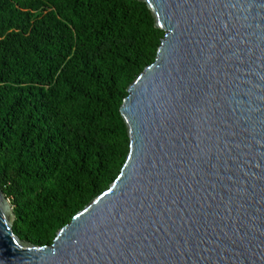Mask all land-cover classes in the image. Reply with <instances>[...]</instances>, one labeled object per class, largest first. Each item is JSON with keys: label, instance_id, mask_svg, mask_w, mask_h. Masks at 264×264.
Instances as JSON below:
<instances>
[{"label": "water", "instance_id": "water-1", "mask_svg": "<svg viewBox=\"0 0 264 264\" xmlns=\"http://www.w3.org/2000/svg\"><path fill=\"white\" fill-rule=\"evenodd\" d=\"M134 1L164 36L119 108V175L50 246L0 188V264H264V0Z\"/></svg>", "mask_w": 264, "mask_h": 264}, {"label": "trees", "instance_id": "trees-1", "mask_svg": "<svg viewBox=\"0 0 264 264\" xmlns=\"http://www.w3.org/2000/svg\"><path fill=\"white\" fill-rule=\"evenodd\" d=\"M163 36L134 0H0V188L20 240L50 246L117 178L119 108Z\"/></svg>", "mask_w": 264, "mask_h": 264}]
</instances>
